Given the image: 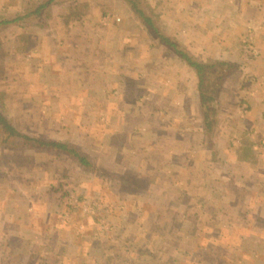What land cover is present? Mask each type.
<instances>
[{"label": "rangeland", "instance_id": "1", "mask_svg": "<svg viewBox=\"0 0 264 264\" xmlns=\"http://www.w3.org/2000/svg\"><path fill=\"white\" fill-rule=\"evenodd\" d=\"M36 1L0 0V18L23 15ZM140 1L174 38L158 9L163 2ZM105 12L120 20L100 32ZM123 15L132 30L121 29L128 24ZM152 30L124 0H55L39 17L0 26V95L8 118L31 135L77 146L94 164L85 167L56 149L0 147V264H264V225L260 232L261 224L234 209L218 216L225 193L214 177L223 162L210 167V182L209 175L203 181L197 175V185L183 194L174 193L173 170L160 169L174 149V124L166 123L174 105L163 103L174 97L179 55ZM88 41L106 63L90 60V68H79L75 56ZM58 56L68 63L60 69ZM233 64L223 88L238 72ZM190 79L186 88L194 84ZM241 82L240 90L254 87ZM90 84L104 96H92ZM49 85L56 96H49ZM136 88L160 96L159 124L143 116L153 114L154 98L141 114L105 111L111 98ZM149 138L161 143L157 151L148 146L150 155L143 143ZM246 181L237 186L246 188ZM227 194L237 203L252 196L245 189Z\"/></svg>", "mask_w": 264, "mask_h": 264}, {"label": "crops", "instance_id": "2", "mask_svg": "<svg viewBox=\"0 0 264 264\" xmlns=\"http://www.w3.org/2000/svg\"><path fill=\"white\" fill-rule=\"evenodd\" d=\"M153 1H155L154 6H157L158 1L163 2L158 5V9L164 13L167 29H174V37L178 38L193 55L209 61L225 59L239 66L238 72L230 77V83L222 89L218 123L215 133L210 136L206 133L200 111L195 73L184 60L174 56V97L168 96V99L163 103L166 106V102L174 105V116L170 115L169 121L166 122L174 124V149L170 150L172 154L166 158L168 159V162L166 161L164 164L166 166L162 164L160 169L162 171L164 169L173 170L174 193L183 194L193 190L192 186L197 183L194 177L197 175L202 181L208 177L206 175H209L210 182V167L217 161L223 162L225 169H219L222 173L214 177L218 179L217 182L223 188L218 191L225 193L224 199L218 201V216L234 209L235 213L242 212L244 217L254 219L258 224H261L260 232H262L264 225V0ZM107 16L110 17L108 21L105 20ZM125 16L123 15L121 20L128 24L121 29L123 31L125 29L132 30L133 28L128 26L130 23ZM111 17L113 16L109 13L103 14V26H101L100 32H108L107 30L117 27L111 23V26L107 27L110 21L117 23L115 17ZM121 29L117 32L120 33ZM78 33L85 34L83 31ZM91 42H86L84 48H80L78 50L80 53L75 56L79 61V64L77 63L79 68L83 66L90 68V60L93 61L92 65L95 64L97 67L106 61L101 55L96 54L98 51ZM250 45L259 51L257 58L249 55L247 50ZM51 55L49 53V57ZM89 57L91 58L86 59ZM59 58L61 64L58 67L60 69L61 65L68 63H65L63 57L58 56L57 59ZM143 63L150 62L145 60ZM175 65H178L176 71ZM79 73L81 72L79 71ZM189 77L192 78L191 81H194L192 88H186L185 85L188 82L186 84L183 82L188 81ZM128 78L125 82L128 81L127 85L129 86L133 81L130 77ZM245 78L250 80L254 87L240 90L241 86H238V82L242 83L241 81ZM142 81L144 82V78ZM149 81L153 82L154 79L149 77ZM89 86L92 96H104L102 95L104 92L92 89L93 84ZM135 90L130 93V89H127L125 95L123 93L122 99L111 98L105 111L116 114L119 111L130 112L132 110L134 113L141 114L148 101L154 98L156 106L153 114L149 116L144 114L143 116L147 120L150 119V125L159 124L157 119L160 117H158L156 108L161 106L160 96L156 92L147 95L148 93L145 94L140 88ZM47 92L49 96L58 94L56 90L51 89L50 85ZM81 92L83 93L80 89L77 94L81 96ZM115 94L122 93L115 92ZM119 95L115 97H120ZM87 96H90V93ZM245 103L248 104L246 109L244 108ZM82 107L84 109L85 104ZM114 118V121L118 122L119 118L117 116ZM150 127V130L157 129L153 125ZM109 136L108 140L114 141L115 144L118 143L115 142L114 135L110 134ZM143 143L147 147L154 145L156 151L161 145L159 138H149ZM147 154H153L149 147ZM146 157L144 160L148 159ZM231 166L232 169H230ZM232 175L239 179L232 178ZM245 179L250 183L246 181L247 187L239 188L238 186ZM228 180L235 181L236 187L232 186L233 189H230V186H227ZM244 189L252 196L250 198L247 196V200H240L239 203L231 200L227 194L233 190L234 193H240ZM26 206L29 207V205ZM22 209L19 208V210ZM6 216L11 218L12 212ZM17 219L15 217L14 220ZM52 230L53 226L48 228L50 232L47 233L50 235L55 229ZM49 235H46L44 240H47Z\"/></svg>", "mask_w": 264, "mask_h": 264}, {"label": "trees", "instance_id": "3", "mask_svg": "<svg viewBox=\"0 0 264 264\" xmlns=\"http://www.w3.org/2000/svg\"><path fill=\"white\" fill-rule=\"evenodd\" d=\"M124 1L130 5L144 24L153 29L152 31L158 35L163 43L174 49V52L193 69L196 75V88L203 123L206 133L212 136L215 133L220 114L219 91L223 88L229 73L234 69L233 62L225 59L203 60L193 55L178 38H173L165 32L160 25L159 19L148 12L140 0ZM54 2L55 0H37L34 6L28 8L23 15L9 19L1 17L0 26L3 24H12L24 18L33 19L39 17ZM33 146L56 149L66 153L85 167H94L90 157L83 153L77 146L55 139L40 138L20 130L5 113L2 96L0 95V147L24 150L27 147Z\"/></svg>", "mask_w": 264, "mask_h": 264}, {"label": "built area", "instance_id": "4", "mask_svg": "<svg viewBox=\"0 0 264 264\" xmlns=\"http://www.w3.org/2000/svg\"><path fill=\"white\" fill-rule=\"evenodd\" d=\"M109 19H110L109 16H107V17L105 18L106 21H108ZM115 20H116V21H119V20H120V17H117ZM248 52H249L254 58H257L258 55H259V51H258L254 46H252V45L249 46V48H248Z\"/></svg>", "mask_w": 264, "mask_h": 264}]
</instances>
